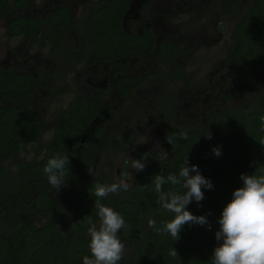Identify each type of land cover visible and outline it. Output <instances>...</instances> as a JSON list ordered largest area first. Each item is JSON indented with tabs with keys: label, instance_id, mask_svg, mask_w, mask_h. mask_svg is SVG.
I'll return each mask as SVG.
<instances>
[{
	"label": "trees",
	"instance_id": "obj_1",
	"mask_svg": "<svg viewBox=\"0 0 264 264\" xmlns=\"http://www.w3.org/2000/svg\"><path fill=\"white\" fill-rule=\"evenodd\" d=\"M130 1L105 0L95 5L90 17L88 14L85 17L83 25L87 33L90 31V40L97 44L86 54L90 62L105 59L122 45H144V35L128 33L122 25V15ZM239 1L221 0L222 11L230 12ZM26 4L27 0H0V18L11 8ZM62 10L55 9L44 19L12 17L3 35L8 39L19 36L41 45L51 42L56 46L62 39L61 32L68 27V14ZM227 63L235 69L228 85L229 99H234L242 88L239 81L256 80L255 76L264 68V0H252L236 23ZM176 77L180 78L178 72ZM136 83L118 81L126 93ZM35 86L36 82L27 72L0 68V180H7L6 187L15 203L32 215L18 220L13 211L0 210V264H83L84 256L91 258L89 225L84 217L99 224L95 207L98 198L94 193L97 184L103 185L105 175L99 172L90 177L85 188L79 187L58 199L55 195L63 186L54 189L43 169L50 158L66 155L70 164L65 187L71 189L79 183L86 163L76 149L90 124L101 114V108L96 97L74 95L61 110L50 138L42 142L46 130L43 115L30 107L4 105V100L31 95ZM60 91L67 89L62 87ZM182 132V126L171 124L165 132V140L166 136L173 137L169 157L155 158L144 164V169L132 176L127 191L99 199L124 219L125 227L119 231L118 238L125 245L123 260L126 264H211L214 248L222 243L215 239L220 227L218 220L231 201L233 191L243 186L240 175L264 176V93L249 108L220 107L207 125L185 132L186 137H181ZM103 136V129L97 128L84 145H95ZM134 141L135 135L127 132L108 146L118 150L117 145H133ZM35 142H38L36 147ZM28 145L33 157L18 163L17 169L8 173L5 161L26 150ZM213 148H219V157L213 154ZM40 154L42 157L38 158ZM185 163L196 165L213 188L202 189L203 200H193L187 205L193 215L205 216L208 224H185L175 240L170 234L149 227L148 221L155 220L157 228L162 229L165 222L174 218V213L161 206L154 181L158 174L165 178L169 174L178 175ZM162 190L183 194L179 185L170 183H165ZM56 212L64 213L65 217L54 219L52 214ZM171 249L177 256L170 255Z\"/></svg>",
	"mask_w": 264,
	"mask_h": 264
},
{
	"label": "rangeland",
	"instance_id": "obj_2",
	"mask_svg": "<svg viewBox=\"0 0 264 264\" xmlns=\"http://www.w3.org/2000/svg\"><path fill=\"white\" fill-rule=\"evenodd\" d=\"M159 1L153 0L152 7L156 9H152V12L161 15L162 13L157 10L158 7L163 9L158 3ZM188 1L190 0L176 2L185 3ZM196 1L198 0H194V3ZM203 2L210 3L213 0H203ZM248 2L249 0L242 1L236 5L232 13H228L219 21L218 27L222 31L221 39L214 38L218 32L212 22L216 19L211 21V13H206L203 20L198 19L192 22L190 19L185 20L178 11L176 12V15L180 17V21H175V24L184 23L186 25L185 29L192 36L191 44L194 47V53L186 59L188 67L186 69L188 73L190 72V79L194 81H188L187 83L184 81L186 87L190 86L191 88H183V81L171 84H167V81H153V91L148 93L146 97L143 93H135L134 99L130 102V111L133 112H127L123 117L120 116V111L117 112L116 115L121 118L115 117L110 121L109 133L106 134L104 141L99 145H91L86 149L85 155L90 163L89 169L94 172V175L90 174V176L94 177L101 172L105 175L104 185L118 183L121 179L129 185L132 175L136 172V169L132 167V159L141 160L146 164L155 158H167L171 151V145L165 140V130L168 126V123H166L168 112L166 105H169L166 101L168 103L173 102L175 105L183 96L191 98L195 94V98H199L202 114L182 116L186 111L184 102L178 106V108L180 106L181 108L176 113L178 114L177 120L174 119L173 123L183 126L184 131L189 128L194 130V128L204 125V122L209 121V115L217 112L220 107L249 108L259 101L264 93V71L255 76L256 80L239 81L242 88L234 99H229V79L233 77L235 69L231 71L224 62L233 42V28L241 19V15L245 13ZM56 5V0H29L24 8H11L0 18V68L25 69L31 75L37 74L38 80H41L37 81L36 91L30 96L20 99H7L4 101V105L13 108L31 107L42 114L47 123L50 124L42 135V142L48 140L51 136V128L57 120L59 111L66 107L67 102L74 94L81 92V86L85 84V81H66L69 76L65 75L67 69L77 62H82L86 54V41L82 36V29L80 28L77 38L72 36L68 40L63 39L57 46H50V42L47 45H40L22 37L8 39L3 35V32L5 24L10 18L22 15L44 18ZM76 21H78V18L74 22ZM210 21L212 23H209ZM207 23H209L208 27L205 26ZM201 26H204L201 29L205 33L202 36H193L195 33L200 32L201 29L198 30V28ZM75 28H77V23ZM181 31L185 32L186 30L181 28ZM59 59L62 61L58 65L55 60L59 61ZM159 67L162 68L163 66L160 65ZM70 76H74V74ZM210 77L212 81H209ZM52 79L62 81H50ZM222 79H225V81H222ZM50 83H53L50 86L52 91L47 89L49 88L47 85ZM62 83L63 85L58 88V85ZM211 83L215 86L213 90H210L209 84ZM66 84L68 90L70 89L69 92L67 90V92L57 95L60 88L65 87ZM220 87H222V91L217 94ZM204 89H206V92H202ZM139 99L141 100L136 102ZM127 132L136 134L137 138L133 145H125L120 150L108 146V143L114 141L118 135ZM151 138H154V141L146 148V144ZM33 145L36 147L38 142L33 143ZM32 157L33 153L30 150V145H28L26 150L13 154L5 161L4 165L10 170L8 173H12L17 169L18 163L28 161ZM7 185V180H0V210L3 212L13 211L18 220L32 217L30 212L15 203L10 190L6 187ZM62 191L57 195L58 199L61 195L71 193L73 189ZM52 217L59 220L65 215L56 212L52 214ZM67 217L69 216L67 215ZM96 226L99 227V224ZM122 264H126V261L123 260Z\"/></svg>",
	"mask_w": 264,
	"mask_h": 264
},
{
	"label": "flooded vegetation",
	"instance_id": "obj_3",
	"mask_svg": "<svg viewBox=\"0 0 264 264\" xmlns=\"http://www.w3.org/2000/svg\"><path fill=\"white\" fill-rule=\"evenodd\" d=\"M56 1H57V5L50 11V13L47 16H49L55 9H64L61 12L68 14V27L66 30H64V32H61L62 39L60 41H62L63 39L68 40L72 36H74V38H77V34L79 33L81 28L82 36L86 41L85 51L86 54H89L90 51L95 49L97 44L94 43L92 40H90V31H88L87 33V30L83 25V22L85 21V17L87 16V14L90 17V12H92L95 5H101L105 0H56ZM176 1L179 0H160L158 3H160V6L163 8V9L159 7L157 8L159 13H162L160 15L158 13L152 12V9L153 10L156 9L155 7H152L153 0H131L128 7L125 8L124 13L122 15V25L128 33H132V34L134 33L137 36L144 35L146 39L144 45L139 46L134 44L130 47H126L122 45L115 52L108 53L105 59L94 62H90V57L86 59V54H85L82 62H77L73 64L71 68L67 69L65 75L69 77L67 78V80L63 78L64 80L85 81V84L81 86V92H77L76 94H81L89 98L96 97L101 108V114L91 123L94 124L93 128L90 124V127L86 130L85 134L82 136V138L84 137L85 140L82 141L81 138L80 145H78L76 149L78 153L81 152L82 155L84 156L86 167L81 174L79 183L73 188H71L73 189V191L77 190L79 187L85 188L87 186L88 181L90 180V177H92L90 176V173L88 171L90 167V163L85 155L86 149L89 148L91 145L92 146L99 145L104 141L106 134L109 133L110 121L113 118L118 117L116 115L117 112L120 111V116L122 117L123 115L125 116L127 112H133L130 111V102L134 99L135 93L138 94L143 93L144 97H146L148 93H151L153 91V87H154L153 81H167V84L183 81V85H182L183 88H191L190 86L186 87V83L188 81H194L190 79V72L189 73L187 72L186 68L188 67H187L186 59H188V56L194 53L193 50L194 47L191 44L192 36H190L189 31L185 29L186 25L184 23L175 24V21H180V17L179 15H176V12L178 11L180 13V16H183L185 20L190 19L192 22L198 19L203 20L205 19L206 13H211L212 15L211 21L213 19H216V21H212V22L214 23L218 32L214 38L221 39L222 31L218 27L219 21L223 17L227 16L228 13H232L235 10L236 5L240 4L244 0H240L238 3L234 5V7H232L230 12L227 11L225 13L222 11L221 0H213V2L210 3H208L209 1L203 2V0H198L195 3L194 0H190L185 3H179ZM28 2L29 0H27V4ZM251 2L252 0H249L245 13L247 12ZM244 14H242L241 17ZM44 18H40V19H44ZM76 18H78V21L74 22ZM211 21L209 23H212ZM76 23H77V28H75ZM209 23L205 24V26L208 27ZM181 28H183L186 31L182 32ZM201 28H204V26L199 27L198 30ZM204 33H205L204 30L201 29L199 33H195L193 36H197V35L202 36ZM233 37H234V28H233ZM49 44L50 46H52L51 42ZM227 56L224 62L226 63L227 67L231 71H233L234 69L231 66H229L227 63ZM61 61L60 59L59 61L55 60L56 64L58 65L60 64ZM160 65L163 67L160 68L159 67ZM18 70H23V69H18ZM18 70H12V71H18ZM23 71L30 74L25 69ZM262 71H264V68L260 70L258 74H260V72ZM177 72L180 74V78L176 77ZM73 74L74 76H70ZM31 76L33 80L36 82V86L32 91L33 93L36 91L35 89L37 87V81H41V80H38L37 74H33ZM130 77L132 79H130ZM50 81H62V80L52 79ZM118 81H137V83L136 85H134L129 89L128 93H126L125 91L122 90V88L124 87L118 85ZM209 81H212L211 77L209 78ZM222 81H225V79H222ZM51 85H53V83L47 85L49 87L47 88L48 91H52L50 87ZM62 85L63 83L58 85V88ZM209 85H210V90L215 89L213 83ZM65 88L68 90L67 84L65 85ZM221 91H222V87L218 89L217 94H219ZM65 92H58L57 95ZM182 92L183 89L181 91V94ZM202 92H206V89H204ZM74 95L67 102L66 107L68 106L69 102L74 97ZM186 97L187 96H183L181 99H179V102L175 105L173 102L168 103L166 101V103L169 104L166 105V108L168 109V112L166 114L167 116L166 123H168V126L166 130L169 128L171 124H175L173 123V120L174 119L175 121L177 120L178 114L176 113H178L181 108V106L179 108L178 106L183 102L186 107V111L182 114V116H186V115L191 116V115H198L203 113L201 109V102L198 97L195 98V94L191 98H186ZM15 99H20V98L18 97ZM140 100L141 99L136 100V102ZM61 110L59 111V114ZM213 116L214 113H211L209 115L208 117L209 121L213 119ZM209 121L204 122L205 123L204 125H207ZM49 126L50 124L47 123L46 121V130L49 128ZM100 127L103 129V133H104L103 139L99 140L95 145L94 144L84 145L85 143L88 142V138L91 139L96 129ZM191 130H193V128H189L187 131L183 130L182 133L190 132ZM133 134L135 135V141H136L137 138L136 134L135 133ZM122 135L123 134L118 135L119 138L118 137L115 138V140L110 141V143L115 142L117 139H120ZM153 141L154 138L149 139L146 144V148H148L153 143ZM125 145H129V144H123L122 146L117 145L115 148L120 150L124 148ZM111 148L114 149V147ZM39 156L41 158L42 154H40ZM80 184L82 186H79ZM64 189H69V188L63 186L61 188V191ZM61 191H59L55 195L56 198H58L57 195H59ZM65 195L66 194L61 195L60 198ZM123 259L124 257L120 261L121 264L123 263Z\"/></svg>",
	"mask_w": 264,
	"mask_h": 264
},
{
	"label": "clouds",
	"instance_id": "obj_4",
	"mask_svg": "<svg viewBox=\"0 0 264 264\" xmlns=\"http://www.w3.org/2000/svg\"><path fill=\"white\" fill-rule=\"evenodd\" d=\"M180 135L186 137L187 134ZM166 139L170 144L173 142L171 136H166ZM212 151L217 157L221 155L219 148H213ZM69 164L66 155L54 156L47 161L43 171L54 189L66 186L65 175ZM132 167L142 171L145 165L141 160L132 159ZM88 171L94 175L92 170ZM240 179L243 186L233 191L231 201L223 208L218 220L220 227L215 232V239L222 243L214 248L211 264H264V176L257 178L241 174ZM154 183L161 206L175 215L171 221L165 222L162 229L157 228L155 220L148 221L149 227L170 234L176 240L185 224H208L205 216H196L187 210V205L193 200H203L202 189L213 188L211 181L199 173L196 165L187 166L185 163L178 175L169 174L166 178L158 174ZM165 183L179 185L183 194L164 192L162 186ZM128 188V183L123 179L110 185H96L94 194L98 198L95 207L98 210L99 227L90 217H84L89 225L91 258L84 256L83 264H118L122 260L126 249L118 233L125 227L124 219L112 208L101 204L99 199L106 198L110 193L127 191ZM170 255L177 256V252L171 249Z\"/></svg>",
	"mask_w": 264,
	"mask_h": 264
},
{
	"label": "water",
	"instance_id": "obj_5",
	"mask_svg": "<svg viewBox=\"0 0 264 264\" xmlns=\"http://www.w3.org/2000/svg\"><path fill=\"white\" fill-rule=\"evenodd\" d=\"M91 126H92V128H93L94 124H91ZM84 140H85V138L83 137V138H82V141H84Z\"/></svg>",
	"mask_w": 264,
	"mask_h": 264
}]
</instances>
